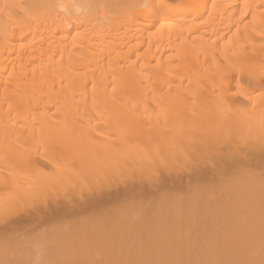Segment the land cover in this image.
Instances as JSON below:
<instances>
[{
  "label": "bare ground",
  "instance_id": "bare-ground-1",
  "mask_svg": "<svg viewBox=\"0 0 264 264\" xmlns=\"http://www.w3.org/2000/svg\"><path fill=\"white\" fill-rule=\"evenodd\" d=\"M262 92L264 0H0V264H264Z\"/></svg>",
  "mask_w": 264,
  "mask_h": 264
},
{
  "label": "rangeland",
  "instance_id": "rangeland-1",
  "mask_svg": "<svg viewBox=\"0 0 264 264\" xmlns=\"http://www.w3.org/2000/svg\"><path fill=\"white\" fill-rule=\"evenodd\" d=\"M210 9H207V11H206V13H205V15H207L208 14V12H210L209 11ZM218 44H219V42H218ZM221 44V43H220ZM244 92H240V93H242L241 95H240V93H238V95L241 97V96H247L248 95V91H249V88L248 89H246V91L244 90V89H242ZM241 90V91H242ZM255 93H257V91L256 92H254L253 94H252V96H254V97H256L255 96ZM258 94V93H257ZM256 94V95H257ZM260 94V93H259ZM261 95L263 96L264 95V92H262L261 93ZM258 96V95H257ZM254 97H252V98H254ZM242 98H245V97H242ZM251 99V98H250ZM240 100L242 101V102H244V99H241L240 98ZM252 100V99H251ZM250 100V102L249 103H251L252 101ZM223 101H224V103L226 104V101L227 100H225V98L223 99ZM224 103H223V105H224ZM228 103V102H227ZM244 103H247V101H245ZM252 105V104H251ZM251 105L250 106H248V107H250L251 108ZM226 106V105H225ZM250 108H248V110L250 109ZM247 112V111H246ZM250 112H248V114H249ZM263 117H264V115H263ZM241 128V127H240ZM105 130H106V128H105ZM109 131V130H108ZM220 143L218 142V141H216L215 139H211L209 142H208V144H207V147H208V157H211L210 159H212V163L211 164H214V163H216V160L217 159H215V156L217 155V153H216V155L214 156V151L215 150H220L219 149V147H218V145H219ZM53 149H54V147L50 144V146L48 145V147H47V149H43L42 148V146L40 145L38 148H37V151H38V154L40 155V159H42L41 157H43L44 158V156H51V153H52V151H53ZM111 149H113V148H111ZM111 149H108V152L111 150ZM214 150V151H213ZM113 152V150L110 152V153H112ZM216 152V151H215ZM207 153V152H206ZM199 154V153H198ZM205 154V153H204ZM200 156H202L201 158H199V159H203L204 161L205 160H207V161H209L210 162V159L207 157H205L204 158V156H203V154L202 155H200ZM198 157H196V159H197ZM139 160L140 159H136V161L139 163ZM197 161V160H196ZM208 162V163H209ZM86 172H88V173H86L85 174V178H88V177H90L91 179H93V178H95V177H97V176H100V175H103V171H101V170H96L95 172H94V174H91L89 171H86ZM77 174V177H78V180H80V179H82V174L81 173H76ZM17 177H15V179H16ZM106 178V180L104 181V186L103 187H101L100 188V190L98 191V194H100V193H102V192H104L105 190H106V188H107V186H106V184H107V181H109V179H111L112 177L111 176H107V177H105ZM17 179H19V178H17ZM202 182H200V183H196V181H195V183H194V185H195V187L198 189L199 187H201L202 186ZM60 192V191H59ZM58 192V193H59ZM41 200H43V198L41 199ZM43 202V201H42ZM135 208H137V209H139L140 207H141V205L140 204H135V206H134ZM103 213V215H98V214H83V215H81L78 219H73V218H68V219H66V220H63V222H60V223H56V225H58L59 226V224L61 225V226H67L68 227V230L70 229L69 227H72V229L74 230V231H76L75 233H76V235H78V232H79V235L81 234L83 237H90V238H92L93 236H98V237H101V236H104V235H107V234H109V233H111V232H115L116 230H119L120 228H121V230L125 233V235H126V237H129V236H127V234L130 232V227H129V225H123V226H120V224H119V222H121V219H119V218H114V217H111L109 214L107 215L106 214V211L105 212H102ZM73 221H75V222H73ZM55 225V226H56ZM79 230V231H78ZM70 232H72V231H70ZM36 233V232H35ZM35 233H29V234H24L25 236L26 235H28V236H26L27 238H28V240H30L31 238H32V242L30 241L29 243H30V245H29V247L31 248V249H35L36 248V246L37 247H39L42 243H40V241H44V239H45V237H46V235H40V232L38 231L36 234ZM73 233V232H72ZM32 234V235H31ZM42 234V233H41ZM130 234H132V233H130ZM69 235H73V234H69ZM22 236V239H24L23 238V235H21ZM24 236V237H25ZM25 237V238H26ZM29 237H30V239H29ZM18 238H20L21 239V237H18ZM84 240L85 241H88L89 239L88 238H84ZM46 241V240H45ZM40 244V245H39ZM44 245H45V243H44ZM35 246V248H32V247H34ZM43 246V245H42ZM40 248H41V246H40ZM36 249H39V248H36ZM110 251V250H109ZM111 252V251H110ZM94 253H96V255H105L107 252H105L104 250H102V249H99V251H95Z\"/></svg>",
  "mask_w": 264,
  "mask_h": 264
}]
</instances>
